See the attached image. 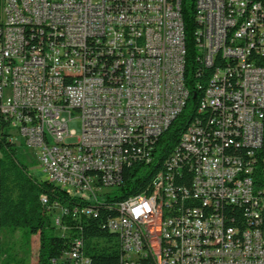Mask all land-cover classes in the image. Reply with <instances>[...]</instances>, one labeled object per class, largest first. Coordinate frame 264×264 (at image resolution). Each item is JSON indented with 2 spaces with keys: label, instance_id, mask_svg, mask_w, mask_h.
<instances>
[{
  "label": "built area",
  "instance_id": "built-area-1",
  "mask_svg": "<svg viewBox=\"0 0 264 264\" xmlns=\"http://www.w3.org/2000/svg\"><path fill=\"white\" fill-rule=\"evenodd\" d=\"M193 8L200 117L149 191L115 202L123 167L152 161L154 143L189 97L181 0H1L0 120L8 138L31 151L40 178L115 208L106 227L119 238V264H264L256 156L264 135V0H193ZM232 32L239 39L226 43ZM74 114L78 135L68 127ZM183 168L189 185L176 183ZM47 210L70 238L52 264H93L81 229L95 209Z\"/></svg>",
  "mask_w": 264,
  "mask_h": 264
},
{
  "label": "trees",
  "instance_id": "trees-1",
  "mask_svg": "<svg viewBox=\"0 0 264 264\" xmlns=\"http://www.w3.org/2000/svg\"><path fill=\"white\" fill-rule=\"evenodd\" d=\"M1 4V0H0ZM181 13L184 25L186 64L185 81L189 89V97L182 112L171 121L154 143L153 159L149 164H141L139 159L123 167L122 187L115 194V202L128 195L149 191L156 173L164 169V159L178 145L179 138L186 131L187 125L193 117H200L197 112V97L193 87V75L198 66L194 35L196 23L194 20L193 0H181ZM66 76L67 71L65 70ZM195 79V77H194ZM199 115V116H198ZM5 123L0 120V264H29L14 261L16 248L7 254L5 241L1 233L19 230L24 241L19 248L28 250L30 236L37 235L38 249L35 264H52V259H59L69 249L70 238L62 236L51 222L48 206L66 204L69 206L89 205L95 209L94 213L84 217L81 235L84 241V251L91 258L93 264H119L121 246L116 233L106 227L109 218L116 216L112 206H104V201L87 202L81 196L68 194L66 191L33 176L28 165L21 159L18 147L9 140ZM258 159V174L264 171V135L262 145L256 151ZM191 173L183 168V178L177 184L189 185ZM117 191V192H118ZM47 198V203H41V196ZM227 214L235 216L234 224L243 227L236 207H229ZM260 227L264 229V210L261 213ZM233 224V225H234ZM60 264H66L65 262Z\"/></svg>",
  "mask_w": 264,
  "mask_h": 264
},
{
  "label": "rangeland",
  "instance_id": "rangeland-1",
  "mask_svg": "<svg viewBox=\"0 0 264 264\" xmlns=\"http://www.w3.org/2000/svg\"><path fill=\"white\" fill-rule=\"evenodd\" d=\"M69 129L75 130L76 135L80 133V120L76 117V114H74V118L71 119L68 122ZM21 159L28 165L30 173L35 177H42V174L40 172L39 167L37 166L36 160L31 156V151L28 149L23 148L19 151ZM81 196L85 201L91 202L94 199L85 194H75ZM21 231L17 230L14 233H10L9 231H6L5 233H1L3 236V239L5 241L4 248L6 249V253L11 254L13 253V250H10L11 248H16V253L14 255V261L18 262H26L29 264H35L36 262V255H37V249H38V238L37 235L30 236V244L28 247V250L24 248H19L21 243L25 240L22 236Z\"/></svg>",
  "mask_w": 264,
  "mask_h": 264
},
{
  "label": "bare ground",
  "instance_id": "bare-ground-1",
  "mask_svg": "<svg viewBox=\"0 0 264 264\" xmlns=\"http://www.w3.org/2000/svg\"><path fill=\"white\" fill-rule=\"evenodd\" d=\"M241 17H249V7H241ZM235 39H239V32L226 33V43H233ZM22 53H32V46H22ZM19 61H26V54H19ZM57 76L59 82H67V76L64 69H57ZM200 114V109H197ZM199 116V115H198ZM182 137H186V131ZM160 170L158 173H161ZM100 200H93V202H99ZM122 202V200L116 201ZM85 208L93 209L89 205H85ZM139 263H146V255H139Z\"/></svg>",
  "mask_w": 264,
  "mask_h": 264
},
{
  "label": "water",
  "instance_id": "water-1",
  "mask_svg": "<svg viewBox=\"0 0 264 264\" xmlns=\"http://www.w3.org/2000/svg\"><path fill=\"white\" fill-rule=\"evenodd\" d=\"M193 97H195V95Z\"/></svg>",
  "mask_w": 264,
  "mask_h": 264
}]
</instances>
